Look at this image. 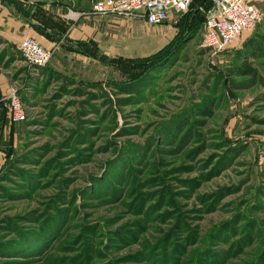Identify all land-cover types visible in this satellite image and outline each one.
<instances>
[{
  "label": "rangeland",
  "instance_id": "obj_1",
  "mask_svg": "<svg viewBox=\"0 0 264 264\" xmlns=\"http://www.w3.org/2000/svg\"><path fill=\"white\" fill-rule=\"evenodd\" d=\"M82 1L0 0L60 36L39 68L0 37V264H264V0L220 51L200 2L71 41Z\"/></svg>",
  "mask_w": 264,
  "mask_h": 264
},
{
  "label": "built area",
  "instance_id": "obj_2",
  "mask_svg": "<svg viewBox=\"0 0 264 264\" xmlns=\"http://www.w3.org/2000/svg\"><path fill=\"white\" fill-rule=\"evenodd\" d=\"M194 0H97L91 4L94 16H116L140 19L149 26H161L171 14H185ZM211 8L205 13L203 26L204 44L214 50L235 46L251 34L261 20V12L251 0H209ZM81 14L71 11L68 19L76 20ZM18 50L25 60L35 67L49 64L54 55L52 48H44L34 38H24ZM8 119L12 123L24 116L14 100L8 104Z\"/></svg>",
  "mask_w": 264,
  "mask_h": 264
},
{
  "label": "crops",
  "instance_id": "obj_3",
  "mask_svg": "<svg viewBox=\"0 0 264 264\" xmlns=\"http://www.w3.org/2000/svg\"><path fill=\"white\" fill-rule=\"evenodd\" d=\"M42 1H45V0H42ZM68 1L70 0H65L64 4H67ZM251 1L254 3L256 0H251ZM73 11L80 13L82 17L79 19V22L75 25V27L69 33V40L71 41H74L77 39H86L87 37H91V36H94V37L101 36V35L102 36H113L111 34L112 33L111 27H114L111 25L112 22L117 23V22H123L124 20H130L133 22L140 21L139 23H143L147 25L143 20H140V19L121 18V17H116V16H94L89 13L90 5L88 4V2L85 3L83 1L79 3L77 7L75 8V10ZM55 15L56 17L62 16L61 11L57 9L55 11ZM175 17L176 15L171 14L169 16V19H172ZM152 27H158V26H152ZM0 37L4 39L5 41L15 44L17 46V49H18L20 42L24 38H34L38 40L44 48H52L53 46L44 37H41L40 35H38L31 27V24H26L22 21H19L17 18H15L10 13L8 8L5 6H0ZM53 58H54V55L52 59L50 60V62L53 61ZM0 91L4 92V83L1 78H0ZM1 110L2 109H0V111Z\"/></svg>",
  "mask_w": 264,
  "mask_h": 264
},
{
  "label": "trees",
  "instance_id": "obj_4",
  "mask_svg": "<svg viewBox=\"0 0 264 264\" xmlns=\"http://www.w3.org/2000/svg\"><path fill=\"white\" fill-rule=\"evenodd\" d=\"M196 2H200V7H201V9H204L205 8V13L211 8V6H212V3L209 1V0H194L193 2H192V4L190 5V7H189V9H188V11L185 13V14H183V15H181L180 17H182V16H186V15H188L189 13H191V19H193L194 17H195V15H196V13H197V10H191L192 8V6H193V4L194 3H196ZM204 21H205V17H204V20H203V26H204ZM259 25V24H258ZM34 28H35V30H36V33L38 34V35H40L41 37H44V38H46V39H48V40H50V41H52V42H56L58 39H60V36H59V34L58 35H53L52 33H51V31H50V29H51V26L50 25H42V24H39V26H33ZM60 31V30H59ZM61 32H62V29H61ZM264 42V41H263ZM263 42L259 45V46H255V43L254 42H252V40L251 39H249V40H247L246 42H245V44H244V46H246L250 51H251V53L254 55L255 53H256V51H261L262 50V47H263ZM73 44H75V45H78L76 42L75 43H73ZM245 62V61H244ZM240 70L242 71V73H244L245 75H249V76H252V77H255V73H254V70L252 69V68H250L246 63H243L241 66H240ZM127 91V90H126ZM130 91V90H129ZM4 103V102H3ZM6 113L4 114H2V117H1V120H0V129L2 128H5L6 127V124L8 123V121H7V117H6ZM8 124H10L11 125V123H10V121H9V123ZM8 147H9V144L7 143V142H5V141H1L0 140V149L2 150V151H6L7 149H8Z\"/></svg>",
  "mask_w": 264,
  "mask_h": 264
},
{
  "label": "water",
  "instance_id": "obj_5",
  "mask_svg": "<svg viewBox=\"0 0 264 264\" xmlns=\"http://www.w3.org/2000/svg\"><path fill=\"white\" fill-rule=\"evenodd\" d=\"M4 108V103L1 101L0 102V109H3Z\"/></svg>",
  "mask_w": 264,
  "mask_h": 264
}]
</instances>
